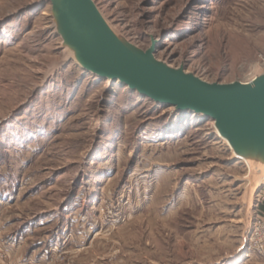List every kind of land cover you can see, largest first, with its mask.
<instances>
[{
	"label": "rangeland",
	"instance_id": "obj_1",
	"mask_svg": "<svg viewBox=\"0 0 264 264\" xmlns=\"http://www.w3.org/2000/svg\"><path fill=\"white\" fill-rule=\"evenodd\" d=\"M52 2L0 0V264H264V143L81 68ZM92 2L208 84L264 52V0Z\"/></svg>",
	"mask_w": 264,
	"mask_h": 264
},
{
	"label": "water",
	"instance_id": "obj_2",
	"mask_svg": "<svg viewBox=\"0 0 264 264\" xmlns=\"http://www.w3.org/2000/svg\"><path fill=\"white\" fill-rule=\"evenodd\" d=\"M54 1L85 70L119 82L155 104L213 121L231 146L226 130L264 143V74L250 84L220 85L165 70L125 47L92 0Z\"/></svg>",
	"mask_w": 264,
	"mask_h": 264
},
{
	"label": "bare ground",
	"instance_id": "obj_3",
	"mask_svg": "<svg viewBox=\"0 0 264 264\" xmlns=\"http://www.w3.org/2000/svg\"><path fill=\"white\" fill-rule=\"evenodd\" d=\"M53 3V2H52ZM54 4V3H53ZM55 5V4H54ZM57 12V11H56ZM62 26H63V24H62ZM63 29H64V32L63 33H65L64 35H66L65 36V38L67 37L68 39H69V42H72L71 41V38L68 36V33L66 32V30H65V28H64V26H63ZM66 38V39H67ZM73 48H74V46H73ZM75 49V48H74ZM75 54H76V56H77V60H78V62H79V65L81 66V68H83V69H85V68H87V65L85 64V62L83 61H81V59H80V55H79V53H78V51L75 49ZM252 73H255V74H259L260 76H262L263 74H264V70H262V69H259L258 67H254V68H252V71H251ZM256 78H258V77H256ZM256 78H254V75H251V77H250V80L249 81H251V83L256 79ZM246 84H250V83H246ZM121 85V84H120ZM195 115L193 114V117H194ZM213 124V123H212ZM213 127H214V129H215V133H216V135H217V137L220 139V140H222L226 145H227V147L232 151V153L234 154V156H235V158L237 159V160H240V161H244L245 162V159L243 158V157H241V156H238V154H236V152L234 151V149H233V147L231 146V144H230V142L221 134V132H220V130L216 127V125L214 124L213 125ZM250 152L248 153V156H250ZM260 180V179H259ZM261 181H263L264 182V178H261Z\"/></svg>",
	"mask_w": 264,
	"mask_h": 264
},
{
	"label": "built area",
	"instance_id": "obj_4",
	"mask_svg": "<svg viewBox=\"0 0 264 264\" xmlns=\"http://www.w3.org/2000/svg\"><path fill=\"white\" fill-rule=\"evenodd\" d=\"M255 67H258L259 69L264 70V52L261 53L258 57V61L255 63ZM251 75H254V78L259 77V74L252 73L251 71L248 72L246 75H244L243 81L241 82L242 84L246 83H251L250 77ZM262 231V230H261Z\"/></svg>",
	"mask_w": 264,
	"mask_h": 264
}]
</instances>
